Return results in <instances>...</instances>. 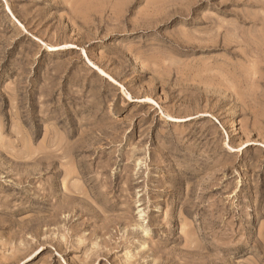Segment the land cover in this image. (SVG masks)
I'll list each match as a JSON object with an SVG mask.
<instances>
[{"label":"rangeland","instance_id":"rangeland-1","mask_svg":"<svg viewBox=\"0 0 264 264\" xmlns=\"http://www.w3.org/2000/svg\"><path fill=\"white\" fill-rule=\"evenodd\" d=\"M0 264H264V0H0Z\"/></svg>","mask_w":264,"mask_h":264},{"label":"bare ground","instance_id":"bare-ground-1","mask_svg":"<svg viewBox=\"0 0 264 264\" xmlns=\"http://www.w3.org/2000/svg\"><path fill=\"white\" fill-rule=\"evenodd\" d=\"M216 34H217V33H216ZM214 36H215V34H214ZM218 36H219V35H218ZM218 36H217V38H218ZM210 37H211V36H210ZM212 37H213V36H212ZM214 38L216 39V37H214ZM202 39H203V37H202ZM204 39H205V38H204ZM204 39H203V40H204ZM212 39H213V38H212ZM215 39H214V40H215ZM198 40L200 41V38H198ZM203 40H201L200 42H201V43H204V42H205V44H206V40H205L204 42H203ZM208 40H209V38H208ZM210 40H211V38H210ZM211 41L213 42V40H211ZM211 41H210V42H211ZM208 42H209V41H208ZM208 42H207V44H208ZM215 42H216V41H215ZM207 44H206V45H207ZM210 44H211V43H210ZM213 44H214V42H213ZM199 45H202V44L199 43ZM203 45H204V44H203ZM203 45H202V46H203ZM207 46H208V45H207ZM209 46H210V45H209ZM49 50H57V49H56V47H49ZM44 146H45V145H44ZM70 176H71V175H70ZM128 257H129V256H128ZM131 259H132V258H131Z\"/></svg>","mask_w":264,"mask_h":264}]
</instances>
